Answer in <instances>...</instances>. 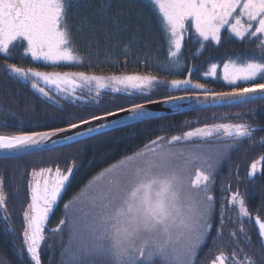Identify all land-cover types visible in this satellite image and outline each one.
Returning <instances> with one entry per match:
<instances>
[{
	"label": "snow or ice",
	"instance_id": "snow-or-ice-1",
	"mask_svg": "<svg viewBox=\"0 0 264 264\" xmlns=\"http://www.w3.org/2000/svg\"><path fill=\"white\" fill-rule=\"evenodd\" d=\"M147 2L158 16L166 36V62L149 65L159 72L179 74L185 67L181 49L186 36L194 37L201 49L205 42L221 44L223 31L230 34L228 39L248 43L247 52L240 54L242 59L239 62L230 59L223 63L222 79L230 90L215 92L203 83H194V66L187 69L186 78L167 80L148 69L143 73L105 76L84 71L46 72L8 63L7 57L22 47L23 55L32 61H43L51 66L61 63L85 65L86 61L74 45L73 28L69 24V11L78 9L80 4L79 0H0V53L4 54L6 70L51 101L58 109L51 119L67 125L50 131L0 134V158L57 152L73 144L94 141L116 130L133 128L158 118L148 110L149 103L171 104L179 109L185 105L178 101H194L202 106L264 101V0ZM96 16L104 30L105 42L111 40L119 45V37L131 27L130 13L117 8L113 0H103ZM84 23L93 33L98 30L96 24L87 18ZM133 42L134 37L123 45L126 64L127 50ZM96 46L98 48V44ZM249 54L257 55L249 58ZM96 55L101 53L97 51ZM91 60L89 56L88 62ZM137 62L148 64L147 59ZM112 63L115 65V61ZM219 67L212 64L203 75L216 76ZM157 84L171 89L184 86L183 91L194 94L169 95L161 101L132 102L127 107L88 118L67 113L61 105V99L84 100V96L77 95L81 89L94 93L93 99L103 90L129 96L137 92L147 96ZM228 115L225 113L221 118ZM235 115L239 119L242 114ZM190 123L185 122L187 131L157 136L141 149L125 155L64 204L65 218L54 229H49L59 232L63 227L68 233V247L63 252L67 259L63 264H196L199 250L210 238L217 245L218 252L209 264H257L241 244V240L250 243L244 227L245 218L258 225V264H264V219L253 216L239 190L233 192L232 185L225 184L224 188L230 191V196L225 199L231 206H238L236 218L240 221L238 231L241 233L238 236L236 228L229 230L228 237L234 247L225 251L219 247L224 243V228L226 223L234 221L222 204L216 236L211 237L216 200L210 194V186L215 183L214 174L221 162L228 159L230 151L244 139L255 145L254 133L264 129L246 120L205 123L194 128ZM38 126L47 127L48 122L38 123ZM157 130L162 131L163 126H157ZM259 143L264 146V137ZM77 167L73 161L66 168L57 164L30 171L27 181L29 203L22 212L23 246L17 249L20 257H28L27 264H42L41 248L48 238L45 235L47 222ZM258 173L264 174V155L251 164L248 175L254 177ZM0 212V219L8 222L10 213L3 175H0ZM8 230L16 235L15 229L10 227Z\"/></svg>",
	"mask_w": 264,
	"mask_h": 264
},
{
	"label": "trees",
	"instance_id": "trees-1",
	"mask_svg": "<svg viewBox=\"0 0 264 264\" xmlns=\"http://www.w3.org/2000/svg\"><path fill=\"white\" fill-rule=\"evenodd\" d=\"M103 0H79L80 7L69 11V24L73 28L74 45L79 49L81 55L86 61L85 65L66 66L63 63L58 66L47 65L43 61H32L30 57H25L21 48H16L11 57H7L8 63H17L21 67H33L44 70H61L68 72L84 71L89 74H113V73H135L150 70L152 74L160 76L161 79H184L188 75L187 69L193 67L192 80L203 83L212 91L230 90V86L223 79L205 77L203 73L207 72L212 64H223L228 60L242 59L241 53L247 52L248 43L241 42L235 38L228 39L229 33L222 32L224 39L217 45L214 42H205V47L200 48L195 42V38L186 36L185 43L181 49V55L185 67L177 73L159 72L155 65L159 62H166L167 44L166 36L162 30L158 16L149 6L147 0H113V3L119 9L130 13L131 27L129 31L124 32L119 37V45L115 41L104 39V30L99 26V17L96 11ZM85 18L96 24L97 31L93 33L92 29L85 25ZM134 37V42L127 50L128 62L125 63V52L123 45L127 44ZM98 44V48L97 45ZM99 51L101 55L97 56ZM252 55L249 54V58ZM89 56L92 57L88 62ZM4 54L0 53V134H19L20 132L46 131L58 127L67 126L62 122H55L51 119L53 113L58 109L52 105L36 89L31 88L27 82L18 81L9 70L4 66ZM147 59L148 64L143 62ZM115 61V65L112 63ZM41 87L45 85L41 83ZM241 86H244L241 84ZM191 85L188 86L191 89ZM171 89L169 86L157 84L147 96L133 92L131 96L121 92L113 93L110 90H103L99 97L93 99L94 93L87 89L78 90L79 95L85 97L84 100L61 99V105L67 113L74 116L88 118L96 114L100 115L105 111H114L118 107H127L130 103H143L146 100H155L165 98L169 95H179L185 92L182 89ZM59 97V94L54 93ZM98 101V103H97ZM229 114L226 118H221L223 114ZM241 113L238 119L235 115ZM14 114V115H13ZM220 120L223 123L239 120H246L260 129H264V101L256 100L251 103L228 105L221 107L189 110L159 116L156 119L147 121L143 124H137L133 128L116 130L107 136L99 137L94 141H85L83 144H73L66 148H61L57 152L40 153L31 156H20L9 159L0 158V175L5 179V192L8 197V211L10 220L4 222L0 219V264H27L28 257H20L17 249L22 247L21 233L24 227L22 212L29 203V192L27 181L29 173L33 168L55 167L57 164L61 168H66L73 161L78 165L74 169V174L70 178V183L56 206V209L50 214L45 235L48 237L41 248L42 264H63L67 259L63 255L64 249L68 247V233L62 227L59 232H53L61 219L65 218L64 204L76 194L87 181L96 173L105 167L120 160L125 155L134 153L141 149L144 144L157 136H170L187 131L185 122H191L190 127H200L205 123H217ZM48 122L47 127H40L39 124ZM72 122H76L73 120ZM157 126H163L162 131L157 130ZM264 137V130H258L254 133L253 140L244 139L239 146L232 149L229 157L224 161L220 168L215 172V183L218 182V190L210 186V193L215 197L216 205L213 215V229L211 237L216 236V226L219 224V211L223 204L225 211L232 217L234 222L226 223L224 228V243L220 245L225 251H230L234 244L230 242L228 232L231 229H237V235L240 223L237 220L238 206L233 207L228 204L226 197L230 196V191L224 188L225 184L232 185L231 191L239 190L246 201L249 212L255 216L259 215L264 219V174H257L253 179L246 176L250 165L264 154V146L259 141ZM197 143L199 141H196ZM213 141L212 143H214ZM239 167V169H238ZM240 170L242 178L222 177L226 173ZM245 174V175H244ZM247 182L249 185H247ZM247 188V192L245 189ZM251 190V191H249ZM2 217V212H0ZM70 219V217L68 218ZM15 229L16 235L13 236L8 230ZM244 227L250 236V243L241 240L244 250L259 262L257 250L260 248V238L258 229L254 221L244 220ZM218 252V247L210 238L199 250L196 258V264H209V261ZM99 264V262H97Z\"/></svg>",
	"mask_w": 264,
	"mask_h": 264
},
{
	"label": "water",
	"instance_id": "water-1",
	"mask_svg": "<svg viewBox=\"0 0 264 264\" xmlns=\"http://www.w3.org/2000/svg\"><path fill=\"white\" fill-rule=\"evenodd\" d=\"M36 69H38L40 71H46V72H68V71H61V70H44V69H39V68H36ZM41 83L43 84L42 81H41ZM225 91H229V90H225ZM215 92H222V91H215ZM193 94H194V92L184 93V94H179V95H174V96H184V95H193ZM77 95H79V94L77 93ZM79 96H83V95H79ZM163 99L164 98H160V99H155V100H152V101H161ZM143 103H145V102H143ZM177 103L183 104L185 106L181 107L179 109H176V108H173V106L171 104L149 103V104H147V108H148V110H150L153 113H155L157 117H159V116H164V115H168V114H172V113L189 111V110H197V109L228 106V105H213V106L203 105L202 106V105H200V104H198V103H196L194 101L193 102L178 101ZM64 127H66V126H64ZM50 130H52V129H50ZM50 130H46V131H50ZM257 167H258V169H260L261 165L258 164ZM58 203H59V201H58ZM58 203H57V205H58ZM56 206L54 207V210L56 209ZM47 225H48V222H47ZM256 226H257V229H258V225H256Z\"/></svg>",
	"mask_w": 264,
	"mask_h": 264
},
{
	"label": "flooded vegetation",
	"instance_id": "flooded-vegetation-1",
	"mask_svg": "<svg viewBox=\"0 0 264 264\" xmlns=\"http://www.w3.org/2000/svg\"><path fill=\"white\" fill-rule=\"evenodd\" d=\"M217 123H223V122H221L220 120H217ZM214 143H218V142H214ZM264 155V154H263ZM260 158V157H259ZM259 158L258 159H256V161L257 160H259ZM224 162V161H223ZM223 162H221V164L223 163ZM221 164L219 165V167L217 168V169H219L220 168V166H221ZM251 166V165H250ZM238 169H239V167H238ZM249 170H250V167H249V169H248V172H249ZM217 171V170H216ZM258 174H260V173H258ZM245 175V174H244ZM220 176H222V177H225V178H228V177H231V178H234V177H238L239 179H241L242 178V175H241V173H240V170H238V171H236V172H231V173H226V175H220ZM246 176L248 177V178H250V179H253V178H255L257 175H255L254 177H249V175H248V173L246 174ZM215 175H214V181H215ZM218 182L219 181H217V183L216 184H213V186H212V188L213 189H215V190H218ZM247 185H249V183L247 182ZM245 191L247 192V188L245 189ZM249 191H251V190H249ZM234 192V191H233ZM240 192V191H239ZM241 193V192H240ZM63 195V194H62ZM47 228V227H46Z\"/></svg>",
	"mask_w": 264,
	"mask_h": 264
},
{
	"label": "rangeland",
	"instance_id": "rangeland-1",
	"mask_svg": "<svg viewBox=\"0 0 264 264\" xmlns=\"http://www.w3.org/2000/svg\"><path fill=\"white\" fill-rule=\"evenodd\" d=\"M236 61H237V60H236ZM237 62H239V61H237ZM218 65H220V64H218ZM222 66H223V64H221L220 67L217 69V74H216V76H205V77H213V78L222 79ZM209 69H210V68H209ZM208 71H209V70H208ZM116 74H132V73H116ZM100 75H105V76H107V75H111V74H100ZM193 82L195 83L194 80H193ZM223 91H225V90H223ZM179 146H180V145H178V147H179ZM131 154H132V153H131ZM129 155H130V154H129ZM122 158H123V157H122ZM122 158H121V159H122ZM121 159H120V160H121ZM120 160L114 162L113 164L119 162ZM113 164H111V165H113ZM111 165L105 167L104 169L110 167ZM104 169H102L101 171H99L98 173H96L95 175H93V176L87 181V183H86L81 189H84L85 186L88 184V182L91 181L96 175L100 174ZM81 189H80L77 193H79V192L81 191ZM77 193H76V194H77ZM210 194H211V193H210ZM72 198H73V197H72ZM72 198H71V199H72Z\"/></svg>",
	"mask_w": 264,
	"mask_h": 264
}]
</instances>
